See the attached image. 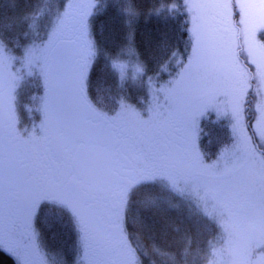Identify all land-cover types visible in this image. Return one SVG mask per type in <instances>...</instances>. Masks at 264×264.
<instances>
[{
	"label": "snow or ice",
	"instance_id": "6c2138e0",
	"mask_svg": "<svg viewBox=\"0 0 264 264\" xmlns=\"http://www.w3.org/2000/svg\"><path fill=\"white\" fill-rule=\"evenodd\" d=\"M24 2L19 14L0 10V254L13 264H48L34 226L43 207L45 219L68 216L82 264H112L106 257L117 253V264H142L125 231L137 195L145 212L177 208L175 197L198 209L202 203L207 216L221 219L229 244L236 228L264 238V0H153L148 15L187 17L180 30L191 50L185 49L186 63L178 48L171 50L170 59L180 55L177 65H183L174 79L158 88L152 77L142 81L151 97L143 112L123 95H108L110 108L102 104L98 82L93 94L101 58V70H110L121 90L127 86L120 57L135 55L140 0ZM110 6L129 29L127 47L115 53L99 47L92 31L96 12ZM14 49L19 56L10 54ZM14 62L21 65L16 72ZM138 64L136 72L146 75ZM20 72L35 77L39 90L29 110L40 123L27 134L17 128ZM250 94L256 101L251 123ZM208 107L231 115L236 140L213 164L203 163L193 138L196 118ZM250 256L246 250L229 264H256Z\"/></svg>",
	"mask_w": 264,
	"mask_h": 264
},
{
	"label": "trees",
	"instance_id": "16d2710c",
	"mask_svg": "<svg viewBox=\"0 0 264 264\" xmlns=\"http://www.w3.org/2000/svg\"><path fill=\"white\" fill-rule=\"evenodd\" d=\"M67 0H65V3ZM76 3L82 0H74ZM103 0H101V3ZM111 4L112 0H108ZM182 2V0H181ZM10 0H0V10H4L8 15L19 14L25 10V2L21 0L19 7L12 9ZM55 7V3L53 5ZM153 0H140V11L137 22L134 25L133 43L132 47L135 55L129 56L127 53L122 54L121 61H128V59L138 57L144 66L147 67V74L140 76L136 72V76H128V84L121 88L116 86V80L110 70L102 71L104 64L103 58L97 63V72L94 77L93 88L95 94L96 84L98 82L100 92L103 99L101 103L109 102L108 95H125L124 92L129 93V98L137 103V106L142 107L147 101V93L145 91V84L149 77L155 80H166L170 69L176 70V58L170 59L171 50L178 48L179 53L183 57L187 56L185 49L189 52L190 45H186L185 41L189 39L186 32H181V28L187 17L181 15L175 19L169 18V13L164 12L161 15H148L149 9L153 8ZM158 6V5H157ZM96 11V10H94ZM174 15V14H173ZM126 18L119 16L115 7H108L106 11L96 12L92 18L93 39L99 47L104 48L109 52L115 53L121 47H127L125 39L129 29L125 26L124 20ZM19 31V30H18ZM26 42L23 35L19 36V46ZM11 47V46H10ZM161 65L164 66L161 69ZM140 65H136L139 67ZM111 88L109 93L107 90ZM141 102H137V101ZM104 102V103H103ZM110 103V102H109ZM205 125L209 128V136L205 139V153L208 158H218L228 147L233 140L232 133L229 130L230 123L224 119H218L211 115L208 120H203ZM220 130V131H219ZM234 135V134H233ZM210 140V141H209ZM226 145V146H224ZM224 146V147H223ZM176 198V197H175ZM180 200L172 199V203L178 204ZM185 207L168 208L166 211L153 209L151 212L143 211L142 202L138 205V209L134 210L129 224L125 225L126 234L134 240L135 246L139 248L138 256L142 258V264H198L199 256L194 259H188V251L192 252L193 244L196 248L198 244L202 243V235L204 230L212 231L214 233V224L211 220H206L205 217L198 218L194 216V225L189 226V218L185 214ZM139 211V212H137ZM54 218V217H51ZM198 218V219H197ZM65 222V221H63ZM153 222L155 224L153 225ZM52 223V224H51ZM61 222L57 219L53 222L51 219L48 226L44 227L46 239L49 244L56 245L57 248L61 245L64 254L68 255L73 252V249H68L69 243L62 238H69V227L61 226ZM145 224L148 227H145ZM204 224V225H203ZM194 236V241L190 244L185 243V240ZM58 240V241H57ZM61 240V241H60ZM195 242V243H194ZM73 257L67 256L66 263L70 264ZM0 264H13V261L6 255L0 254Z\"/></svg>",
	"mask_w": 264,
	"mask_h": 264
},
{
	"label": "rangeland",
	"instance_id": "374dc122",
	"mask_svg": "<svg viewBox=\"0 0 264 264\" xmlns=\"http://www.w3.org/2000/svg\"><path fill=\"white\" fill-rule=\"evenodd\" d=\"M84 2H86V0H84ZM261 38L264 39V34H262ZM25 43L26 42H24L22 44L20 49L23 48ZM190 50L191 49H189V52H190ZM10 54L13 56H19L20 51L14 49ZM179 59L180 58H176V60H179ZM183 59H184V63H186L187 62V56L183 57ZM240 59L245 60L246 54H241ZM122 62H124L126 64L127 76L135 77L136 76V65L138 64L137 59L134 57V58L128 59L127 62L126 61H122ZM182 66L183 65H179V67L176 70L170 69V72L167 75L166 80H163V79L155 80L152 78L153 85L158 88L160 85L166 84L169 80L174 79L176 77L177 73L179 72L180 67H182ZM20 68H21L20 63L14 62V67H13L12 71L16 72V70L20 69ZM18 74L23 75L24 78H23V81L21 82V86L17 90L16 113L21 106H25V102L22 101V94H20L18 96L19 92H22L24 94L27 90L29 92L31 90H33V91H36V93H39V90L37 88V80L35 77H28L23 72H20ZM145 91L147 93V101H146V103H144V106H142L140 108H138L137 103L133 99L131 100L129 98L130 96H129V93L127 91L124 92L123 94H125L124 96H126V97L129 96L128 97L129 99L127 102L133 108H135L139 112H143L147 109L148 101L151 99L146 86H145ZM33 96H34V94H32V97ZM163 99L164 98L162 96L161 97L162 102H163ZM249 100L251 103L247 106L249 108V111L246 113V116L249 118L248 122L251 123L252 120L254 119L255 115H256V113L252 107L256 101H255V97L252 96L251 94L249 95ZM31 101H32V99H30L28 101L30 106L34 105L33 102H31ZM104 104H107L109 108L111 107V104L107 101ZM109 114L111 115L113 113L110 112ZM211 115L216 116L218 119H224L225 121H228L230 123L229 130L232 133V138H233V140L229 143L226 150H224L222 153H220V156L218 158L216 157L213 159L207 157V155L205 153V146L202 145V144L206 145L207 140H205V139L209 136V133H208L209 128L207 125H205L203 120H208V118ZM16 116L18 117V115H16ZM144 119H147V116H145ZM232 123H233V121H232L231 115L229 113H227L223 107H219V108L208 107V108L203 110L202 115L197 116L196 121H195V128L193 130V138H194L196 151L202 157L204 164L215 163L218 159H222V157L226 154V152L231 151L233 149V146L235 145L236 140H235V134L232 131ZM31 131H32V129L29 130V133ZM224 146H226V145H224ZM179 200L181 202H177L178 203L177 205L180 207H185L187 209L185 214L189 219H191V221H189V226L194 225V223L192 222L194 219V216L201 218V219H202V217H205L206 220H208V221L211 220L214 224V233L212 234V231L209 230V228L207 230H204L202 232V235H200V237H199V238H202L201 239L202 243L198 244L199 247L196 248L195 245L193 244V247H192L193 251L192 252L188 251V253H186L188 255V259H193V258L195 259L198 255L200 258V261L198 264H229L230 261L236 260L243 252L248 250V251H251L250 259L253 262H256V264H259L260 259L262 257H264V247L257 249V244H264V238L260 237L259 235H255V236L249 238L246 230L236 228V229H233V235L231 237V244H229L228 243L229 235H228V233L225 232V229L223 227V223H222L220 218H218V217L213 218V217L207 216L202 211V208H203L202 203H201L200 208L198 209L195 206V202L190 204L187 200H184L180 197H179ZM208 208H209V211H212L211 204L208 205ZM60 222H61L60 223L61 226H63L62 221H60ZM71 225L69 224V228H70V230L72 229L71 230V232L73 233L72 236L71 237L69 236V238H66V237L62 238L63 240L67 239L66 241L69 243L68 249H73V252L71 254L65 255L61 245L59 246V248H55V247H52L50 245L48 246L47 243H50V242H47V241L45 242V240L39 242L42 250L46 254L48 264H54V262H55V264H67L66 260H65L67 256L73 257L70 264H82V262H83V249H82L81 244H80L78 232H77V230L74 232L75 227L73 226V224H71ZM192 236H193V234H192ZM132 240H134V239H132ZM187 241H188V239L185 240V243ZM193 241H194V236H193ZM130 242L132 243V245L134 247L135 246L134 242L131 240H130ZM120 258L121 257L119 256L118 253L106 257V259L111 261L112 264H117V262L120 260Z\"/></svg>",
	"mask_w": 264,
	"mask_h": 264
},
{
	"label": "flooded vegetation",
	"instance_id": "af4514ba",
	"mask_svg": "<svg viewBox=\"0 0 264 264\" xmlns=\"http://www.w3.org/2000/svg\"><path fill=\"white\" fill-rule=\"evenodd\" d=\"M31 94H32V91H30V92L27 91V93L24 94L23 101H25V106H23L22 108L20 107L18 109L17 113H16V115H18V117H17V120H18L17 128H18L19 131H21L22 133H25V134L29 133L30 129H33V125H38L40 123L39 114L34 112V111H30L29 110V109H32L34 107V105L30 106L29 103H28V101L30 99H32V98L29 97V95H31ZM31 102H33V99H32ZM149 190L150 189H141V192H146V191H149ZM140 197H141L140 195H137V196H135L133 198V202H132V204L130 206V209L128 211V214H127V223L126 224H129L130 220L132 219L130 217L132 216V214H133V212L135 210V206H136L137 200ZM184 210L186 211L187 209L185 208ZM45 216H46V208L42 207V210L38 213V216H37V218L35 220V225H34L35 228L37 229L38 233H39V242L40 241H44V240H45V242L47 241L44 227L49 225V222H50L51 219L53 220V222L57 219V218H51V217H49L48 219H45ZM59 220L62 221V224H64V226H66V225L68 226L69 224L70 225L72 224L69 221V218H68L67 215H64L63 218L59 219ZM59 220L57 219V222ZM63 221H65V222H63ZM189 221H191V219ZM71 230H70V232H71ZM75 231H76V229L74 230V232ZM68 235L70 237L72 236V234H68ZM129 238H131V237H129ZM191 241H193V236L192 235H190V237L188 238L187 243L190 244ZM47 244H48V246L50 245L52 247L57 248L56 245H52V244H49V243H47Z\"/></svg>",
	"mask_w": 264,
	"mask_h": 264
},
{
	"label": "bare ground",
	"instance_id": "6f19581e",
	"mask_svg": "<svg viewBox=\"0 0 264 264\" xmlns=\"http://www.w3.org/2000/svg\"><path fill=\"white\" fill-rule=\"evenodd\" d=\"M163 195H169V194L164 193ZM174 199L177 201V200H179V197H176ZM140 202H141V197L137 200V203H136V206H135V210L138 209V205L140 204ZM137 212H139V211H137Z\"/></svg>",
	"mask_w": 264,
	"mask_h": 264
}]
</instances>
